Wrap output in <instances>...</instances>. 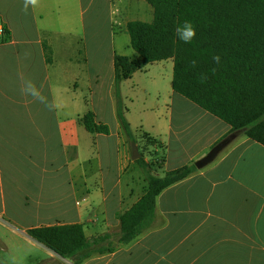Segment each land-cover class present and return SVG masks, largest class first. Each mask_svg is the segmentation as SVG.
Returning <instances> with one entry per match:
<instances>
[{"label": "crops", "instance_id": "0c3cea01", "mask_svg": "<svg viewBox=\"0 0 264 264\" xmlns=\"http://www.w3.org/2000/svg\"><path fill=\"white\" fill-rule=\"evenodd\" d=\"M102 2L111 53L104 94ZM92 6L86 35L84 13ZM152 20L145 0H38L27 11L23 0H0V222L6 217L26 246L43 250L52 264L73 263L32 240L28 230L77 224L87 239L109 235L114 243L119 237V217L146 191L133 190L116 115L113 58L123 56L140 62L120 83L125 119L132 135L136 130L158 145L151 146L161 157L153 158L154 166L166 173L194 164L223 139L231 141L211 164L157 197L150 229L82 264H264V147L174 93L172 59L141 63L127 24ZM76 34L81 61L69 49ZM52 37H59L61 62ZM50 68L61 76L51 80ZM26 80L56 107L23 95ZM87 113L108 133L87 132Z\"/></svg>", "mask_w": 264, "mask_h": 264}, {"label": "trees", "instance_id": "16d2710c", "mask_svg": "<svg viewBox=\"0 0 264 264\" xmlns=\"http://www.w3.org/2000/svg\"><path fill=\"white\" fill-rule=\"evenodd\" d=\"M145 2L153 10L152 22L127 24L130 48L141 63L172 59L174 93L226 124L231 133L242 132L264 147V0ZM186 21L195 29L191 43H184L177 35V28ZM3 40L7 41V37ZM214 56L220 57L219 63L213 60ZM139 65L138 60L127 57L113 58L116 115L129 142L132 131L124 115L120 83ZM82 124L91 134L108 133L106 126L94 123L91 113L82 118ZM136 162L142 170L146 191L119 217L120 232L114 243L109 235L85 238L77 224L33 228L26 234L73 264H82L92 256L129 244L152 227L157 197L198 171L190 164L168 171L160 178L141 156Z\"/></svg>", "mask_w": 264, "mask_h": 264}, {"label": "rangeland", "instance_id": "374dc122", "mask_svg": "<svg viewBox=\"0 0 264 264\" xmlns=\"http://www.w3.org/2000/svg\"><path fill=\"white\" fill-rule=\"evenodd\" d=\"M87 3V0H86ZM108 4V3H107ZM95 5V4H94ZM93 5V6H94ZM92 7H89L88 10L85 11V27H86V35L89 31V16L92 12ZM86 7V6H84ZM99 8V29H100V58H99V75H100V85H101V93L104 94L106 91L107 80L110 78V47L108 40V32H109V24H108V6L102 2ZM45 38V35H43ZM59 37H52V52L56 55V61L61 62L60 55L63 51L60 44L58 43ZM73 56L75 59L81 61V55L79 52L82 49L80 36L76 34L73 42L69 46ZM59 73V74H58ZM109 75V76H108ZM60 72L57 70L49 69V77L51 80L55 77H60ZM110 120V119H109ZM111 122V121H110ZM125 137V136H124ZM125 141L127 142L128 149V158L130 159L129 173H132L133 182H134V192H144L146 190V182L143 177L142 170L136 161L131 159V150L130 146L134 145L137 148L138 154L141 156L142 160L146 161L152 171L158 175V177H163L165 171L162 168L157 166H152L153 158L157 157L161 159L160 154L154 155L153 148L157 145L155 142L150 141L145 136L139 137V132L134 130L132 135V141L129 142L127 137H125ZM152 146V147H151ZM158 146V145H157ZM4 223L0 222V264H52L47 262L48 257L46 256L43 250H34L29 249L26 246L24 240L28 241L25 236L20 235L14 229H12L7 222V218L3 217ZM24 240H22L21 238ZM29 237V236H28ZM30 243V242H29Z\"/></svg>", "mask_w": 264, "mask_h": 264}, {"label": "clouds", "instance_id": "9594fccd", "mask_svg": "<svg viewBox=\"0 0 264 264\" xmlns=\"http://www.w3.org/2000/svg\"><path fill=\"white\" fill-rule=\"evenodd\" d=\"M37 4L38 0H23V8L25 11H27L29 7H36ZM177 35L184 43H191L195 37L194 26L186 21L181 27L177 28ZM213 60L219 63L220 57L214 56ZM193 65H195V61H193ZM22 94L31 97L36 102L42 103L49 110H53L56 107V105L52 104L47 97L40 92L31 80H26L24 82Z\"/></svg>", "mask_w": 264, "mask_h": 264}, {"label": "water", "instance_id": "95a60500", "mask_svg": "<svg viewBox=\"0 0 264 264\" xmlns=\"http://www.w3.org/2000/svg\"><path fill=\"white\" fill-rule=\"evenodd\" d=\"M231 138H226L216 144L203 158L196 161L193 165L196 170H201L211 164L218 154L230 143ZM131 149V159L136 161L140 158L137 148L134 145L130 146Z\"/></svg>", "mask_w": 264, "mask_h": 264}]
</instances>
